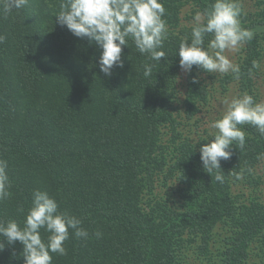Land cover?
<instances>
[{"label": "trees", "instance_id": "obj_1", "mask_svg": "<svg viewBox=\"0 0 264 264\" xmlns=\"http://www.w3.org/2000/svg\"><path fill=\"white\" fill-rule=\"evenodd\" d=\"M61 2L0 14V159L11 185L0 220L23 227L33 192L47 191L89 233L71 235L52 264H264V136L241 125L245 147L234 144L211 174L200 158L223 101L264 94V0H240L241 27L254 37L236 50L239 79L196 66L182 74L179 45L215 0H161L166 59L150 60L129 39L110 77L101 50L56 22ZM22 252L5 240L0 264H24Z\"/></svg>", "mask_w": 264, "mask_h": 264}, {"label": "clouds", "instance_id": "obj_2", "mask_svg": "<svg viewBox=\"0 0 264 264\" xmlns=\"http://www.w3.org/2000/svg\"><path fill=\"white\" fill-rule=\"evenodd\" d=\"M28 2L2 0L0 14L7 18L14 9H22ZM60 9L55 15L56 22L66 26L75 37L87 39L101 50L99 67L105 76L110 77L114 67H124L122 52L129 39L139 53L147 54L150 60L161 62L162 58L166 59L162 49L168 26L164 19L166 8L161 0H62ZM243 14L240 0H215L210 10L196 12L190 42L182 40L178 48L181 69L190 73L196 66L206 73H232L239 79L241 68L226 53L254 37L251 29L241 27ZM207 34L213 38L205 47ZM5 39L6 36L0 34V43ZM154 66L144 65L145 77L152 75ZM259 67V62L253 61V68ZM193 82H197L195 77ZM223 104L226 110L211 124L217 130L212 136L214 139L200 147L203 168L209 174L213 170H222L221 160L231 158L234 144L239 149L245 147L246 132L241 125H251L264 136V101L257 102L253 95L244 92L226 98ZM257 159H264V154ZM7 167V161L0 159V202L11 195ZM215 179L223 183V171ZM32 197L23 227L14 219L0 220V252L5 248V240L8 245L18 241L23 245L24 264H52L53 254H67L65 242L71 235L78 239L89 238L88 231L81 227L82 221L60 211L57 200L47 191L36 190ZM42 229L49 233L46 240L42 237Z\"/></svg>", "mask_w": 264, "mask_h": 264}, {"label": "rangeland", "instance_id": "obj_3", "mask_svg": "<svg viewBox=\"0 0 264 264\" xmlns=\"http://www.w3.org/2000/svg\"><path fill=\"white\" fill-rule=\"evenodd\" d=\"M237 50V49H236ZM236 50H233V51H230V52H227L226 55H228V57L235 63L236 62V58H237V52ZM206 73V72H205ZM183 76H185L184 74V71H183ZM260 101H264V94L262 95V97L259 98V102Z\"/></svg>", "mask_w": 264, "mask_h": 264}]
</instances>
